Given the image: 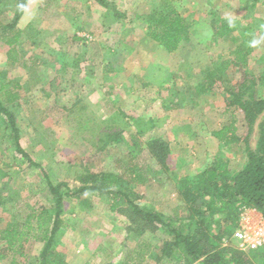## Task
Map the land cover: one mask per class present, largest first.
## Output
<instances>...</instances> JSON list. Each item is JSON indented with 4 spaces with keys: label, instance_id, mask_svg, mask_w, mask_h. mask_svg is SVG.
Wrapping results in <instances>:
<instances>
[{
    "label": "rangeland",
    "instance_id": "obj_1",
    "mask_svg": "<svg viewBox=\"0 0 264 264\" xmlns=\"http://www.w3.org/2000/svg\"><path fill=\"white\" fill-rule=\"evenodd\" d=\"M17 1L0 0V24L12 20ZM108 1L112 10L93 0H29L18 24L23 34L15 66L0 41L4 81L21 85V99L13 108L21 144L53 183L65 181L72 188L90 172L130 179L129 167L138 163L147 180L130 185L137 202L178 220L188 211L180 193L182 178L221 155L238 170L247 160L245 139L255 148L264 111L252 127L238 112V143L224 145L212 134L229 121L224 111L229 90L243 79L241 69L228 63L243 37L239 31L216 37L211 21L216 14L215 19L233 20L248 30L245 36L254 50L248 56L251 82L263 65L264 0H172L194 21L190 39L175 52L150 37L146 19L162 8L161 0ZM210 72L215 74L212 86ZM255 91L264 96L261 83ZM117 132L120 141L111 139ZM154 137L170 144L168 171L145 148ZM48 191L42 171L16 153L0 130V193L11 199L1 207L4 222L31 206H50ZM110 202L96 192L66 200L57 241L70 264H177L160 256L163 241L170 238L166 231L130 229L129 217L111 211ZM145 241L154 249L139 263L136 252ZM224 244L236 247L228 239ZM41 246L32 244V255ZM248 255L251 263L261 264L253 253Z\"/></svg>",
    "mask_w": 264,
    "mask_h": 264
},
{
    "label": "trees",
    "instance_id": "obj_2",
    "mask_svg": "<svg viewBox=\"0 0 264 264\" xmlns=\"http://www.w3.org/2000/svg\"><path fill=\"white\" fill-rule=\"evenodd\" d=\"M28 1L18 0L12 20L0 24V41L8 46V59L12 66L19 60L18 43L23 30L18 24ZM93 1L110 10L114 7L108 0ZM161 1L162 8L149 14L146 19L150 37L165 46L168 52H175L183 40L190 39L194 21L184 17L172 0ZM115 14L124 15L119 12ZM213 18L211 23L216 37L233 35L237 31L239 36L242 34L243 37L233 46L228 60L229 64L241 69L243 79L229 90L230 98L224 110L230 117L229 121L212 132L221 143L228 145L240 141L239 111L248 127H252L264 111V96H257L255 91L258 82L264 87V56L260 75L251 78L250 82L247 78L248 56L254 50L249 38L245 36L248 30H240L233 20ZM261 33L264 37V31ZM207 75V82L212 86L215 74L210 72ZM6 76L7 71L0 70V130L11 142L16 153L42 171L51 204L31 206L25 214L18 218L12 216L7 222H4L0 214V264H3V260H8V264H70L65 253L58 247V234L63 224L62 215L66 200L78 199L85 192L106 195L111 201V211L123 212L129 217L130 229L135 227L138 231H166L170 238L163 241L160 256H165L177 264H253L248 255L252 253L251 257L264 264V251L257 254L256 251L260 249L244 251L224 244V240L229 238L237 227L239 216L245 208L256 209L264 216V119L258 124L255 148L250 147L245 139L247 160L240 169L232 170L230 160L221 155L194 176L184 177L179 181L180 193L188 211L176 220L156 208L137 202L139 197L130 185L132 182L143 183L147 180L143 167H139L138 163L129 167L130 174L133 175L130 179L114 172H90L81 178L82 184L76 188L70 187L65 181L53 183L43 166L36 162L21 144V129L13 111L21 99V85L17 81L5 82ZM118 133H114L111 139L120 141ZM145 148L160 164L162 171L170 170L168 160L171 147L168 140L162 137L151 138ZM131 158L133 160L134 156ZM10 201L9 197L0 193V211L1 207L4 209ZM35 243L42 245L36 256L32 255L30 249ZM142 243L143 248L136 252L139 263L154 249L149 242Z\"/></svg>",
    "mask_w": 264,
    "mask_h": 264
},
{
    "label": "built area",
    "instance_id": "obj_3",
    "mask_svg": "<svg viewBox=\"0 0 264 264\" xmlns=\"http://www.w3.org/2000/svg\"><path fill=\"white\" fill-rule=\"evenodd\" d=\"M227 239L235 241L240 250L264 249V216L256 209L245 208L239 216L237 227Z\"/></svg>",
    "mask_w": 264,
    "mask_h": 264
},
{
    "label": "clouds",
    "instance_id": "obj_4",
    "mask_svg": "<svg viewBox=\"0 0 264 264\" xmlns=\"http://www.w3.org/2000/svg\"><path fill=\"white\" fill-rule=\"evenodd\" d=\"M253 43H255V41Z\"/></svg>",
    "mask_w": 264,
    "mask_h": 264
}]
</instances>
